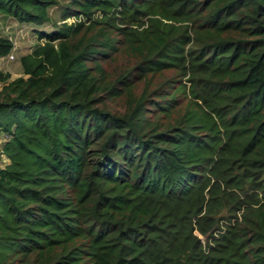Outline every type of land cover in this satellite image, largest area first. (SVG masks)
<instances>
[{"label": "trees", "instance_id": "16d2710c", "mask_svg": "<svg viewBox=\"0 0 264 264\" xmlns=\"http://www.w3.org/2000/svg\"><path fill=\"white\" fill-rule=\"evenodd\" d=\"M111 1L136 27L36 30L21 75L0 71V264H264L261 210L246 194L229 200L240 218L221 208L230 180L244 193L264 172V0H72L61 17ZM54 3L0 0V13L43 25ZM148 14L189 21L196 44L142 27ZM121 45L139 60L117 76L106 58ZM12 48L0 34V58ZM166 72L190 75L200 110H174L173 76L136 98Z\"/></svg>", "mask_w": 264, "mask_h": 264}, {"label": "rangeland", "instance_id": "374dc122", "mask_svg": "<svg viewBox=\"0 0 264 264\" xmlns=\"http://www.w3.org/2000/svg\"><path fill=\"white\" fill-rule=\"evenodd\" d=\"M72 0H55V3L49 7L48 12L50 19L43 25H36L32 23H20L14 18H6L5 16L0 13V34L2 36H7L11 37L12 41L14 42L12 51L13 59L6 58V57H1L0 58V66L3 69H8L13 73H16L17 75H14V77H17L18 74L21 75V66H20V57L26 53L31 52L34 47L37 44H43L45 43V40H39L37 35L36 30H43L46 32H49L57 27H60L62 24H67V25H72L78 21L81 20L85 21V25L87 27L92 26V31L94 30L95 33L100 34L102 38L110 39L111 37L116 38V31L114 28H120L122 26H128L129 28L136 27L135 25L132 26V24L127 23L125 19V11L122 9V7L115 3V2H109L106 3L105 5L99 7L96 9L94 14H92L89 18L86 19L85 16H70L65 19H62L61 13L67 8V6L71 5ZM168 18H164L161 16V14H148L146 17H144L145 23L142 25V27L147 28L149 26V19H154V20H160L164 23L169 24V27L167 29L163 28V32L161 34L164 37L172 36V35H177V32L180 31L183 34H187L189 38L191 39L189 45L194 43V38H196V34L192 32L191 25L189 21H174L171 17V14H167ZM17 21V22H16ZM157 25L156 21L153 22V27ZM140 27L139 30L142 28ZM162 28V26H159ZM185 38L186 35H185ZM201 38V36H200ZM117 42V41H116ZM196 44V41L195 43ZM188 45V46H189ZM108 63V70L110 73L114 75H123L125 74V71L134 64L137 60H139V56L136 55V53L128 51V49L125 47V45L115 46L113 49H111L108 53V57L106 58ZM9 73V72H8ZM137 71L132 70L130 76H137ZM11 75V74H10ZM11 75V76H12ZM178 75V76H176ZM167 76L172 77V81L174 83L173 88H179V98L180 100H184L182 105H179L176 107L174 110H200V101H197L195 99L194 95L199 92V90L195 89V87L192 84V81L190 80L191 77L188 73H177L173 74L172 72H166L164 75H162L159 79L153 80L152 84H148V82L140 81L137 83L135 86V89L133 91V94L136 95L138 98L142 94L143 96L147 95L149 91H151L152 88H154L156 85L159 83L163 82L164 79ZM176 76V77H175ZM116 78V77H115ZM150 75H148V79H150ZM138 80V78H137ZM175 80V81H174ZM131 92V91H130ZM152 94H150L151 96ZM117 103V108H121L123 106V101L119 99ZM216 119H218L216 117ZM218 127L222 130L223 126H221L218 123ZM233 159V160H232ZM230 161V164L228 165V173L231 174L230 176L234 175L235 173L233 172L234 169L230 170L232 166L238 167L241 165H238L237 159L233 157ZM7 162L6 157L0 156V166H4ZM239 164H242L239 163ZM232 165V166H231ZM241 173L244 171L240 167L237 169ZM260 168L255 169V177L254 181L250 184L248 183L249 181H246L244 189L245 192H241L236 189L235 186L231 185V182H234V180H230V184L227 183L226 187L224 186V194L222 196V207H224L223 210L226 211L225 214L223 215H229L231 216V222L233 221V217L236 216L240 218V215L243 214V210H237L233 212H228L230 208V202L235 201L237 198H242L244 194H246V201L250 204H246L244 206L248 205H253L256 207L255 209H260L261 214H264V172H262V175H260ZM245 173H248L245 171ZM238 176L236 175L235 178ZM234 178V177H232ZM240 178L242 179V182H244L242 175H240ZM229 181V180H228ZM243 194V195H242ZM231 202V203H232ZM219 208V210L221 209ZM222 210V211H223ZM232 211V210H231ZM224 222L228 223L227 218H223L220 221V225L223 226ZM203 242H205V238H203L202 235H200L198 232H195Z\"/></svg>", "mask_w": 264, "mask_h": 264}, {"label": "built area", "instance_id": "2783aa9c", "mask_svg": "<svg viewBox=\"0 0 264 264\" xmlns=\"http://www.w3.org/2000/svg\"><path fill=\"white\" fill-rule=\"evenodd\" d=\"M11 41H12V38L11 37H8ZM12 43L14 44V42L12 41ZM10 58V59H13V55L12 53H9L6 58ZM4 84V82L0 79V87ZM0 156H4L1 152H0Z\"/></svg>", "mask_w": 264, "mask_h": 264}, {"label": "crops", "instance_id": "0c3cea01", "mask_svg": "<svg viewBox=\"0 0 264 264\" xmlns=\"http://www.w3.org/2000/svg\"><path fill=\"white\" fill-rule=\"evenodd\" d=\"M3 15V14H2ZM3 16H5V15H3ZM6 18H9V19H11V17H8V16H5ZM17 22V21H16ZM0 71H2V72H9L11 75H12V72L10 71V70H8V69H3L1 66H0ZM21 74V73H20ZM14 75H17L16 73H13V75L11 76V78H14ZM18 76H19V74H18Z\"/></svg>", "mask_w": 264, "mask_h": 264}]
</instances>
